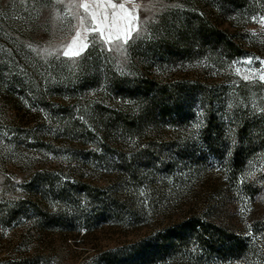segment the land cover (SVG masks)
Listing matches in <instances>:
<instances>
[{
  "label": "rangeland",
  "instance_id": "374dc122",
  "mask_svg": "<svg viewBox=\"0 0 264 264\" xmlns=\"http://www.w3.org/2000/svg\"><path fill=\"white\" fill-rule=\"evenodd\" d=\"M262 61L264 0H0V264H264Z\"/></svg>",
  "mask_w": 264,
  "mask_h": 264
},
{
  "label": "snow or ice",
  "instance_id": "6c2138e0",
  "mask_svg": "<svg viewBox=\"0 0 264 264\" xmlns=\"http://www.w3.org/2000/svg\"><path fill=\"white\" fill-rule=\"evenodd\" d=\"M112 9H119V12L113 11L111 20L107 14V11L105 10L103 14V18L98 16L95 12L91 13L93 24L92 26L87 29V32H99L100 39H104L105 43H111L113 39L120 40L121 39V33H123V42L127 43V40L131 37V32L136 29V22L139 20V16L134 14L135 9L129 10L124 3H120L119 5L112 3L110 5ZM108 6H105L108 7ZM82 7L87 12L89 9V6L87 4L82 5ZM122 20L124 22V27L122 29H117L115 34L111 32V28L116 27L118 21ZM107 23L109 32L108 35L105 36V28L104 25ZM80 39L79 33L77 34L76 38L72 40V45H75L77 41ZM83 47H87V43H84ZM70 54L73 55H79V51L73 53L71 46L64 52L65 56H68ZM250 62V61H249ZM264 63V61H262ZM246 78V77H245ZM260 80L264 81V74H262L260 77Z\"/></svg>",
  "mask_w": 264,
  "mask_h": 264
}]
</instances>
